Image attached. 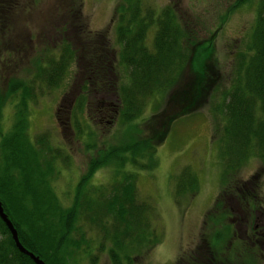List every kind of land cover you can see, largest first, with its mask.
Segmentation results:
<instances>
[{
    "label": "trees",
    "instance_id": "1",
    "mask_svg": "<svg viewBox=\"0 0 264 264\" xmlns=\"http://www.w3.org/2000/svg\"><path fill=\"white\" fill-rule=\"evenodd\" d=\"M246 1L249 0H235L229 8L236 9ZM4 3L7 1L0 0V6ZM256 7L244 51L235 56L226 77L228 84L222 90L223 97L210 108L221 122L215 143L222 180L250 157L255 158L264 171V0H257ZM0 10L3 9L0 7ZM114 12L117 50L107 45L104 37L91 35L89 29L85 32L88 35L83 34L84 27L77 15L64 18L62 14V25L68 22L72 26L74 22L76 32L70 36L65 32L66 26L60 25L54 34L56 41L33 56L29 77L8 80L1 95L12 106V119L7 129L1 131L0 126V206L16 231L18 244L43 264H76L78 253H83L93 264L98 257L96 253L103 251L110 264H129L134 250L147 249L158 241L150 220L153 209L147 200L138 197L135 189L136 173L122 169L127 163L139 171L153 169L155 147L149 144L148 138L139 142L132 138L117 146L102 148L75 181L70 204L64 206L53 192L50 180L57 173L56 162L67 164L68 156L48 142L47 132L31 139L26 132V109L37 96L36 84L41 90L53 89L63 81L68 67L79 59L84 78L67 116L77 134L81 131L78 117L91 94L112 95L114 117L130 128L147 101L167 90L177 79L185 64L186 47L195 43L191 44L187 32L181 29L171 6L165 5L156 13L150 7H142L139 0H121ZM149 27L154 28L150 46L144 43ZM118 68L122 70L120 76L119 71L114 72ZM198 92L197 88L190 90L189 105L184 112L192 109ZM3 103L1 99L0 110ZM180 115L183 114L174 113L171 119ZM111 164L117 167L109 182L90 181L99 168ZM255 175L244 181L234 180L231 182L234 187L230 186L238 196L236 204L241 205L242 212L259 220L257 228H251L248 239L255 238L254 246L264 251V210L250 191L258 186V176L251 181ZM174 177L173 196L192 194L197 189V179L188 166L182 167ZM227 195L228 188L221 189L214 208H218ZM222 218L219 213L211 215L209 224H213V230L204 237L203 249L197 246L188 255L189 264L253 263L245 250L236 248L238 243L229 240L232 233L228 234L229 226H220ZM8 232L0 219V264H33L14 247ZM88 232L93 233V237L86 235Z\"/></svg>",
    "mask_w": 264,
    "mask_h": 264
},
{
    "label": "rangeland",
    "instance_id": "2",
    "mask_svg": "<svg viewBox=\"0 0 264 264\" xmlns=\"http://www.w3.org/2000/svg\"><path fill=\"white\" fill-rule=\"evenodd\" d=\"M6 1L7 4L0 6L3 9L0 10V100L4 102L0 110L1 131L9 127L12 119V106L5 100L6 97L1 96L8 80L29 77L33 56L40 54L53 40L56 41L55 31L60 28L64 18L77 15L80 25L84 27L83 34L88 35L85 32L89 29L91 35L104 37L108 40L107 45L117 50L113 34L116 20L114 10L121 2ZM139 1L142 7H150L156 13L165 5H170L181 29L183 27L187 32L191 44H195L187 45L185 64L177 79L167 90L147 101L143 112L131 122L130 128L114 117L115 102L112 95L94 93L89 96V103L78 117L81 131L75 133L67 116L70 115V106L80 92L78 87L84 78L80 59L68 67L63 81L53 89L45 87L41 90L36 84L34 90L37 96L26 109V132L30 139L38 133L47 132L48 142L68 156L67 164L59 160L55 164L57 173L50 180L53 192L62 205L69 206L75 181L85 173L89 162L98 156L102 148L117 146L132 138L138 142L148 138L149 144L155 147L153 156L156 163L153 169L139 171L128 163L122 169L136 173L135 189L138 197L147 200L153 209L150 220L152 229L158 234V241L147 249L140 247L134 250L129 264H189L188 255L197 246L199 250L203 249L206 235L213 230L209 218L217 213L223 215L220 226H229L228 234L232 233L231 236L229 234V240L238 243L236 248L245 250L252 257V264H264V251L254 246L255 238L250 237V241L248 239L250 232L255 226L257 228L259 220L251 219L242 212L241 205L236 204L238 196L233 193L234 183H231L234 180H248L251 175L257 174L251 181H255L258 176V186L250 191L264 210V171H261L259 162L250 157L244 161L243 166L228 173L222 180L215 143L221 122L210 111L211 106L223 97L222 90L228 84L226 77L235 62V56L239 51H244V44L248 41L250 27L254 22L257 0L243 2L236 9L229 8L235 0ZM62 14L64 18H60ZM71 24H63L66 26L65 32L70 36L76 32V24ZM153 29L149 27L145 32L146 45L151 44ZM116 71H119L120 76L121 68ZM192 88H197L199 97L192 101V109L184 112ZM187 94L188 97L185 96ZM179 112L183 115L171 119L172 114ZM184 166H188L196 177L197 189L192 194L186 192L173 196L174 175ZM116 167L112 164L102 166L90 181L98 184L109 182ZM224 188H228L229 195L224 196L223 205L220 203L218 208H214L217 194ZM88 234L92 237L94 235ZM96 254L98 257L93 264H110L104 251ZM77 257L76 264H92L83 253H78Z\"/></svg>",
    "mask_w": 264,
    "mask_h": 264
},
{
    "label": "water",
    "instance_id": "3",
    "mask_svg": "<svg viewBox=\"0 0 264 264\" xmlns=\"http://www.w3.org/2000/svg\"><path fill=\"white\" fill-rule=\"evenodd\" d=\"M0 219L2 220L4 226L6 227L7 231H9V236L11 237V239L13 240V245L14 247L17 248L18 252H21L22 254L26 255L27 257H29V259H31L34 263L33 264H43L41 260H39V258L37 256L32 255L31 253L28 252V250H26L24 247H21L20 244H18V240L17 237L15 235L16 231L13 228V226H11L9 219L4 215L2 207L0 206Z\"/></svg>",
    "mask_w": 264,
    "mask_h": 264
},
{
    "label": "flooded vegetation",
    "instance_id": "4",
    "mask_svg": "<svg viewBox=\"0 0 264 264\" xmlns=\"http://www.w3.org/2000/svg\"><path fill=\"white\" fill-rule=\"evenodd\" d=\"M245 232H247V231L245 230Z\"/></svg>",
    "mask_w": 264,
    "mask_h": 264
}]
</instances>
